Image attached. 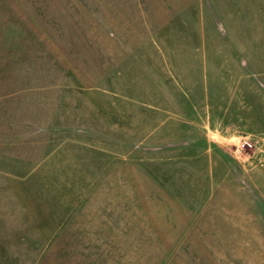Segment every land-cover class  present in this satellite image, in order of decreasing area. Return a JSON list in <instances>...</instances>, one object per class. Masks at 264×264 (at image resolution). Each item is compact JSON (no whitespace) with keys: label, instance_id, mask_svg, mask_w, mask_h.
Returning <instances> with one entry per match:
<instances>
[{"label":"rangeland","instance_id":"374dc122","mask_svg":"<svg viewBox=\"0 0 264 264\" xmlns=\"http://www.w3.org/2000/svg\"><path fill=\"white\" fill-rule=\"evenodd\" d=\"M0 264H264V0H0Z\"/></svg>","mask_w":264,"mask_h":264},{"label":"built area","instance_id":"2783aa9c","mask_svg":"<svg viewBox=\"0 0 264 264\" xmlns=\"http://www.w3.org/2000/svg\"><path fill=\"white\" fill-rule=\"evenodd\" d=\"M251 147L252 146L249 142H243V143L239 144V149H241V150H245V149L251 148Z\"/></svg>","mask_w":264,"mask_h":264}]
</instances>
